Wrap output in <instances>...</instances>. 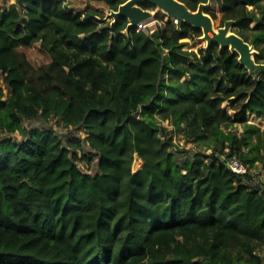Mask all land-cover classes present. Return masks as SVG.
Here are the masks:
<instances>
[{"label":"trees","instance_id":"1","mask_svg":"<svg viewBox=\"0 0 264 264\" xmlns=\"http://www.w3.org/2000/svg\"><path fill=\"white\" fill-rule=\"evenodd\" d=\"M124 1L0 0V264H264V0H180L256 50L245 91Z\"/></svg>","mask_w":264,"mask_h":264},{"label":"water","instance_id":"2","mask_svg":"<svg viewBox=\"0 0 264 264\" xmlns=\"http://www.w3.org/2000/svg\"><path fill=\"white\" fill-rule=\"evenodd\" d=\"M146 2L152 3L176 19L177 23L184 21L199 27L207 43L216 42L222 46H230L239 53L242 62L251 65V55L255 51L254 48L231 30V20H227L221 27L215 26L210 15L204 12V8L209 5V2L200 3L197 9L192 11L180 0H126L119 4L116 10L110 11V16L113 17V20L125 16L129 21L128 26H135L150 17L149 9L141 7V4Z\"/></svg>","mask_w":264,"mask_h":264},{"label":"rangeland","instance_id":"3","mask_svg":"<svg viewBox=\"0 0 264 264\" xmlns=\"http://www.w3.org/2000/svg\"><path fill=\"white\" fill-rule=\"evenodd\" d=\"M15 0H5V4L8 5L12 2H14ZM150 11V18L144 20L143 22V28L150 33L151 30H155L157 26H161L162 25V20H159L158 18H156V15L159 14L160 16H162V18L168 19V18H172L171 16H169L167 13L163 12L162 10H160L158 7L155 6V9H149ZM110 15V13H109ZM111 18H113L112 16H110ZM150 19V20H149ZM184 22V21H183ZM182 21L177 23V26L180 27ZM191 27H196L194 25H191ZM192 28H188L189 29V36L185 39H183L182 41L186 42L185 48H189V49H193L195 51H197L201 57H208L209 59V67H215L214 71L215 74H219L220 71H222L223 75L221 74V76L223 78H225V84L228 83H236L237 85H240L241 89H243L244 91L247 90L248 85H250V82L248 81L249 78H244V80H240V76L236 77L237 75H239L243 70L245 69L248 73H249V77L250 79L254 78L255 75V70L256 68H258L259 66L257 65H248L244 62H242L240 60V56L239 53L231 48L230 46H222L220 44L217 43L218 47L217 49L212 48L210 46V43H207V40L203 38V33L202 30L200 33L195 32ZM199 28V27H198ZM231 30L233 31V27L231 24ZM224 49L225 52H230L231 54H233L234 52L237 53V56L235 57V59L233 60H228L226 58V60L221 61V58H217L219 55H221L223 57L222 50ZM255 50V49H254ZM256 52V50L254 52H252L251 55V60L253 61L254 58V53ZM209 54L211 56H209ZM219 61V62H218ZM251 73V74H250ZM212 75H214V73H212ZM217 75H215V78H217ZM243 77V76H242ZM214 78V76L212 77V79ZM222 78V79H223ZM243 93V92H242ZM224 104L226 105V102H224ZM53 122V121H52ZM249 122L255 123L257 125H259L262 129H264V119L262 118H256L253 115H249ZM25 125H42V122L40 120H36L33 122H24ZM162 124H164L165 126L168 127V129L172 128V125L168 122V120H164L162 122ZM229 128L235 129L238 132L242 131V125L240 124H236L234 123L233 125H231ZM228 128H225V130H227ZM77 132L80 135H85L86 131L83 128H78ZM15 136H17L18 134L15 133ZM173 141L177 144H179L180 146H183L185 148H189L192 147V145L190 143L185 142V140L182 137V133L181 131H177L174 133V137H173ZM209 149H204L203 152H209ZM264 255V252L262 253Z\"/></svg>","mask_w":264,"mask_h":264},{"label":"built area","instance_id":"4","mask_svg":"<svg viewBox=\"0 0 264 264\" xmlns=\"http://www.w3.org/2000/svg\"><path fill=\"white\" fill-rule=\"evenodd\" d=\"M174 22H176L177 20L174 19ZM143 22L144 21H141L139 22L136 26V29L137 30H143L145 31L147 34H151L154 30H151L150 33L147 32L144 28H143ZM177 23V22H176ZM222 158L224 159V161L226 162V165L227 167L237 173V174H240V175H243L245 174L248 169H247V165L245 163H243L235 154H231L229 156H222Z\"/></svg>","mask_w":264,"mask_h":264},{"label":"bare ground","instance_id":"5","mask_svg":"<svg viewBox=\"0 0 264 264\" xmlns=\"http://www.w3.org/2000/svg\"><path fill=\"white\" fill-rule=\"evenodd\" d=\"M150 18V17H149ZM150 20V19H149Z\"/></svg>","mask_w":264,"mask_h":264}]
</instances>
